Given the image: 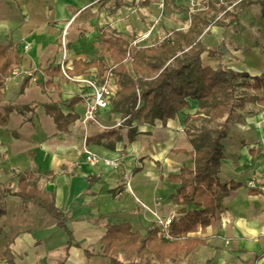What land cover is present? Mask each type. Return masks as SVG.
<instances>
[{
  "label": "crops",
  "instance_id": "0c3cea01",
  "mask_svg": "<svg viewBox=\"0 0 264 264\" xmlns=\"http://www.w3.org/2000/svg\"><path fill=\"white\" fill-rule=\"evenodd\" d=\"M159 2L0 0V45L14 44L24 58L3 89L0 111L31 106L30 110H14L7 126L0 125V186L11 183L15 190L14 173L33 166L42 174L52 173L42 186L56 195L57 207L67 215L72 232L67 248L69 237L46 210L25 206L17 197L0 198L4 209L0 255L11 243L14 264H111L101 256L102 238L109 226L128 222L135 232L145 235L153 225L179 217L181 207L172 201L179 185L169 176L191 165L185 120L196 114V100H190L191 108L167 123L139 125L133 143L128 129L122 128L123 139L114 149L87 143L88 138L121 126V115L113 113L111 105L97 114L100 124L91 121L84 125L83 99L74 109L78 119L67 131L58 129L44 107L90 93L81 83L69 80L65 72L73 69L75 61L95 58V43L103 31L123 33L133 46H152L174 30L189 28L191 15L183 9L191 13L208 4V0H165L162 8ZM253 8L240 14L238 26H213L202 35L206 46L218 50L215 57L202 56L205 66L217 69L222 65L252 77L264 72V20L256 18ZM148 33L149 38L134 44ZM128 63L131 67V60ZM107 72L101 75L98 68H91L74 77H102ZM31 75L20 93L24 79ZM260 97L264 99V88ZM229 133L232 135L225 140L231 138V142L229 147L225 145L220 178L243 187L222 201L211 226L200 232L206 244L188 258L198 256L201 264H264V193L250 194L248 186L264 174V104H245L231 119ZM86 148L101 162L89 163ZM106 161L118 166H108ZM0 264L10 263L4 260Z\"/></svg>",
  "mask_w": 264,
  "mask_h": 264
},
{
  "label": "trees",
  "instance_id": "16d2710c",
  "mask_svg": "<svg viewBox=\"0 0 264 264\" xmlns=\"http://www.w3.org/2000/svg\"><path fill=\"white\" fill-rule=\"evenodd\" d=\"M252 7L259 8L260 18L264 20V0H208L205 7L191 13L185 8L184 12L191 15L189 28L174 30L147 47L133 46L131 38L125 34L105 30L95 43V58L75 61L73 69L68 70L71 77L83 75L91 68H98L101 75L111 71L117 86L111 111L120 114L123 122L117 128L88 138V144H103L114 149L123 139L122 128L128 129L129 141L133 143L139 135V125L153 126L156 121L167 123L190 109V100L198 102L196 114L188 115L185 120V133L192 147L188 153L191 165L169 176L172 183L179 185L172 197L181 207L179 217L171 219L167 229L153 225L145 235L135 232L128 222L109 226L102 238L101 256L110 259L111 264H175L188 258L206 244L207 239L200 232L211 226L222 201L243 187L242 183L223 182L220 178L226 153L224 140L238 110L247 103L264 104L260 97L264 72L252 77L222 65L217 69L205 66L202 56L208 53L215 57L218 50L206 46L201 37L209 27L238 26L240 14ZM128 60H131L130 69ZM23 62L14 44L0 45V104L5 100L3 89L8 79ZM31 80L32 75L24 79L20 93ZM83 99L77 95L44 107L58 129L67 131L69 125L77 121L74 109ZM61 106L69 112L64 113ZM25 109L30 110L31 106L5 107L4 113L0 111V125L7 126L14 110ZM51 176L52 173H40L35 166L14 173L17 188L13 190L11 183L0 186V198L17 197L25 206L31 204L46 210L69 237L68 248L72 240L69 219L57 207L56 195L42 186V181ZM249 193L261 192L251 188ZM3 214L4 209L0 207V216ZM86 254L92 255L89 251ZM4 260L14 264L11 243L0 255V261Z\"/></svg>",
  "mask_w": 264,
  "mask_h": 264
},
{
  "label": "built area",
  "instance_id": "2783aa9c",
  "mask_svg": "<svg viewBox=\"0 0 264 264\" xmlns=\"http://www.w3.org/2000/svg\"><path fill=\"white\" fill-rule=\"evenodd\" d=\"M165 0H160L159 4L163 8ZM151 33L140 36V39L135 41L134 44H138L147 38ZM66 59V51L64 52V61ZM65 72V70H64ZM66 77L69 80L81 83L85 87L90 89V93L83 96L84 103L86 105L85 113L81 122L86 125L93 121L100 124L97 114L105 109H108L111 105L112 98L115 96L117 86L112 78L111 71H108L104 76H92V77H71L65 72ZM120 125V123H119ZM87 161L91 164H98L101 162V158L95 155L88 148L85 149ZM106 165L111 167H117L118 163L115 161H106ZM128 189L131 190L130 183L127 184ZM248 186L250 188L258 189L261 193H264V174L258 178H253ZM171 220L161 221L160 225L165 229L170 225Z\"/></svg>",
  "mask_w": 264,
  "mask_h": 264
},
{
  "label": "rangeland",
  "instance_id": "374dc122",
  "mask_svg": "<svg viewBox=\"0 0 264 264\" xmlns=\"http://www.w3.org/2000/svg\"><path fill=\"white\" fill-rule=\"evenodd\" d=\"M252 10H254V12L256 13V18L260 21V12L258 7H254ZM128 66L130 67V64L128 63ZM131 68V67H130ZM230 126V125H229ZM228 133V132H227ZM232 134H228V136H231ZM230 140V141H229ZM229 140H224V143L227 147H229V143L231 142V138H229ZM175 264H201V261H199V257L193 255L190 258H188L187 260H179L177 261Z\"/></svg>",
  "mask_w": 264,
  "mask_h": 264
}]
</instances>
